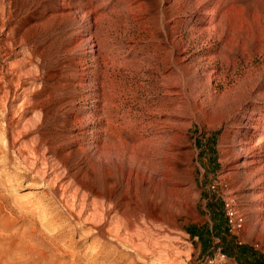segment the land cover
Instances as JSON below:
<instances>
[{"label": "rangeland", "instance_id": "374dc122", "mask_svg": "<svg viewBox=\"0 0 264 264\" xmlns=\"http://www.w3.org/2000/svg\"><path fill=\"white\" fill-rule=\"evenodd\" d=\"M5 1L2 8L10 15L3 22L8 20L13 34L6 27L0 30V98L3 97L4 104L0 123L16 120V131L25 122L22 114L18 116L25 108L21 107L23 90L28 89L33 94L41 90V85L39 81L31 84L32 79L26 76L23 78L28 87L20 84L14 87L15 83L11 85L8 81L11 75L7 73V63L22 57V50L14 48L16 44L11 47L12 44L23 37L26 43L28 41L29 48L46 54L54 49L56 51L60 41L69 39L72 31L62 29L63 35L56 29L58 20L54 17L50 0H43L47 11L24 25V4L36 0ZM179 1L176 2L180 5L179 9L175 10L174 6L171 11L164 10L163 15L160 13L161 16L151 15L146 27L138 24L133 14H124L120 19L121 26L108 33V40L105 38L104 43L94 46V53L89 54L92 55L90 64L101 65L102 70L111 71V74L118 73L117 78L122 83L115 112L119 117L128 116L129 125L122 128V121H118L111 139H126L129 144L136 145L142 137L146 138L148 125L159 120L156 126L158 134L162 127L176 144L175 188L170 195L175 208L165 205L160 218L150 223L148 220L141 221L143 206L139 211L134 203L124 205L122 198L117 203L122 210L137 213L129 216L131 219L128 217V221L131 220L128 227L131 228V222L132 228L135 225L147 229L152 227L160 233L157 236L160 240L183 244L182 248L188 245L190 252L186 264H252L255 256L264 255V0H195L197 2L189 9L183 7L185 0ZM95 5L92 2L86 10L92 11ZM208 9L215 12L212 22H206V29L190 23L195 16L203 15ZM167 21L170 24L162 25ZM210 23L215 24L216 30L207 36L205 31L211 27ZM35 25L37 30L28 29ZM163 36L167 43L161 42ZM62 57L57 58V64L67 61V57ZM33 62L37 63V59ZM35 78H39L38 73ZM78 96L76 101L81 99ZM93 115L96 117L97 114ZM41 120L42 115L36 126L50 142L51 156L47 151H40L35 156L36 164H33L37 169L31 175L15 171V168L8 169L10 172L5 177V173H0V259L15 258L28 246L47 243V239L59 234L58 229L64 227L67 221L63 206L77 214L81 221L92 209L91 197H85L84 204L78 207L83 197L78 190L74 198L75 207L70 209L65 204V196H70L76 187L54 157H67V146L56 136L60 133L59 127L53 121L48 123L50 127L41 126ZM92 123L89 127L95 130L97 122ZM36 126L30 130L34 131ZM93 145L99 147L103 141H93ZM159 145L164 150L167 143ZM17 148H21L19 144ZM111 151L114 153L112 148ZM0 152V164L6 165L5 142L1 135ZM26 163L27 168L30 162ZM40 167L43 169L41 174ZM159 167L163 171L164 165ZM12 172L19 176H14ZM90 175L87 181L95 182L97 186L104 185L101 168L92 169ZM54 177H59L55 183L52 182ZM46 181L53 187L58 185V189L61 185L59 199L62 206L57 205L48 194ZM136 186H132L127 194L133 199L140 197ZM162 190L161 186L163 197ZM111 208L105 204L106 212ZM113 215L114 212H111L110 218ZM91 241L89 239L87 243Z\"/></svg>", "mask_w": 264, "mask_h": 264}, {"label": "bare ground", "instance_id": "6f19581e", "mask_svg": "<svg viewBox=\"0 0 264 264\" xmlns=\"http://www.w3.org/2000/svg\"><path fill=\"white\" fill-rule=\"evenodd\" d=\"M0 1V30H2L3 27L9 28L8 20L6 23L3 22V20L9 16L10 13L8 15V13L4 11L5 9L3 10L2 8L4 0ZM50 1L52 4L51 6L54 8V17L58 20L56 29L60 30V33L63 32L62 29L72 31L71 37L69 39H62L56 51H54L55 49L50 53L47 51L48 53L46 54L34 50L33 47L29 48L27 45L28 41L26 43V40L22 39L23 37L16 43L13 42L14 44H12L11 47H14L16 44L14 48L22 50L21 54L19 53L22 57L19 60L7 63L6 70L7 73L11 75L8 81L11 85L15 83L14 87H17L19 84L28 87L29 84L23 78L26 76L32 79L31 84L33 85L36 81H39L41 90L35 91L33 94H30L31 92H29L30 90L28 91V89L23 90L24 102L21 107L25 108L18 116L22 114L21 116L25 122L16 131L15 126L17 122H14L16 120L13 122L10 121L9 123L6 121L0 123L3 124L0 126V135L3 137L6 149V165H2L3 163L0 164V173H5V177L6 174L8 175L10 172L8 169L15 168V171L19 170L22 171L23 174L31 175L37 169V166L34 167L36 164L35 156L41 153L40 151L42 150L47 151L48 155L51 154L50 142L48 141V143L47 140H45V136L38 130L40 129L39 126H36L42 115L40 125L47 126L48 123L53 121L56 127H59L58 130H60V133L56 136H59L63 144L65 143L67 146L65 152L67 154L65 156L67 157L63 159L56 156L54 157V160L66 170L68 179H70L72 184L76 187L70 196H65V198H67V200L65 199V204L67 207H70V209L71 207H75L74 198L78 190L83 194L78 207L84 204L85 197H91L93 199L91 202L92 209L86 219L81 221L77 214H74L71 210L63 206V211L65 212L64 217L65 219L67 218V221L64 227L58 229L59 234L57 233L55 237H51L52 239H47V243L39 242L28 246L26 251H23L24 253H19L15 258L0 259V264H186L190 252L188 245L186 246L185 244V247L182 248L183 244L179 245L178 243H173L168 240H160V237H157L160 233L151 229L152 227L147 229L135 225L132 228V222L130 224L131 228L128 227L129 221H131H128L130 218L129 216L133 214V216H135L136 212L133 213V210L130 212L122 210L117 203V201L122 198V200L125 201L124 205L127 206L129 203H134L136 209L139 208V211L143 206L144 211L140 214L142 218L141 221L144 220L146 222V220H148L150 223H154L160 218L162 208L165 205L172 209L175 208L174 202H172L170 197L174 190L173 188H175L173 176L177 166L174 160L176 153L175 141L172 142L169 134L166 132L164 133L162 127V131L158 134L156 126L157 123L159 124V120L148 125V130H145L147 131L145 135L146 138L142 137L136 145L129 144L125 141L126 139H118L117 141L112 140L111 134L114 132L113 129L117 127L116 123H118V121H122V128L129 125L128 119L130 118L127 119L128 116L119 117L115 112L117 108L116 102L119 99L118 95L122 83L118 79L119 77L117 78L118 73L115 72L116 74H111V71L102 70L103 66L101 67V65L97 64L92 65L89 61L92 57V55L89 54L94 53V46H99L101 43H104L106 39L108 40V33L115 29V27L121 26L120 19L124 14L128 12L133 14L134 20L138 24L145 25L146 27L147 21H150L148 19L151 15H159L164 10H170L174 6H176L175 10L179 9L180 5H176V2L179 0ZM92 2L96 4L93 6V10H86ZM185 2L183 7L189 9L195 4L194 2L197 1L185 0ZM25 4L24 6L26 9L22 12V25L31 22L36 16L47 11V5L43 0L29 1V3L27 1ZM214 12L215 10L208 9L203 15L195 16L190 23L199 24V26L201 25L206 29L207 23L213 20L212 16ZM177 13L176 11V14ZM45 17L47 18V16ZM165 17H167V15ZM128 21L127 24L129 23ZM169 21L162 23V25L170 24L168 23ZM204 21L207 23L202 25L201 23ZM122 24H124L123 21ZM132 24L134 25V23ZM29 25L30 24H28V26ZM214 25V23H210L209 26L211 27L205 31L207 36L216 30ZM129 27L131 26L129 25ZM189 27L191 28V26ZM36 28L37 26L35 25L28 29H32L33 31ZM165 28L169 29V27H164V29ZM52 30H54V28ZM169 30H171V28ZM8 31L10 33L11 29ZM118 32L119 31H117V33ZM157 32L159 33V31ZM165 36L162 37L161 42L167 43L168 40L166 41ZM10 39L13 40L14 37ZM85 47L86 49L82 51ZM13 50L14 49L11 51ZM61 56L67 57V61L63 62L61 60L62 63L60 62L57 64L58 62L56 60ZM34 59H37V63L33 62ZM37 73L39 74V78H35V74ZM1 90L2 88L0 92ZM77 92H80L79 94L81 97L78 96L79 94H77ZM76 95L81 98V102L79 100L76 101ZM2 98H0V112L4 110ZM21 107L16 108V112ZM155 111L159 112L157 109ZM94 113L97 114L96 117L93 115ZM166 120L170 121L169 119ZM18 122L21 124L19 120ZM92 122H97L95 130L89 127L90 124H93ZM35 126V130L31 131L30 128ZM46 134H48V132H46ZM56 136L55 138H57ZM97 140H102L103 145L99 147L96 145L94 146L93 141L95 142ZM165 142L167 145H165L166 147L163 150L159 144ZM18 144L21 148L15 149ZM2 148L4 147L2 146ZM111 148L114 150L113 152L115 154L112 153ZM23 154L25 157L22 156ZM26 162H30L27 168L25 167L26 165H24ZM160 164L164 165L163 171L159 169ZM96 167L101 168L103 171L102 176H104V185L102 186H97L95 182L93 183L92 181L86 180L88 176H91L92 169ZM39 171L40 174L43 172L42 167H40ZM13 175L19 176L15 173ZM58 178L59 177H54L52 182L55 183ZM134 185H137L135 189H137L140 194V197H137V199H133V197L127 195L130 193V188ZM56 186L58 185L53 187L48 183L46 188L50 197L55 200L54 202L62 206V200L59 199V189L61 185L59 189L56 188ZM161 186L164 190L163 197L161 196L162 194H160ZM32 196L33 195L30 197L32 198ZM105 204L112 206L107 212L104 209ZM111 212H114V215L110 218L109 215ZM89 239L93 241L87 243Z\"/></svg>", "mask_w": 264, "mask_h": 264}, {"label": "trees", "instance_id": "16d2710c", "mask_svg": "<svg viewBox=\"0 0 264 264\" xmlns=\"http://www.w3.org/2000/svg\"><path fill=\"white\" fill-rule=\"evenodd\" d=\"M252 264H264V255H257L255 256Z\"/></svg>", "mask_w": 264, "mask_h": 264}, {"label": "built area", "instance_id": "2783aa9c", "mask_svg": "<svg viewBox=\"0 0 264 264\" xmlns=\"http://www.w3.org/2000/svg\"><path fill=\"white\" fill-rule=\"evenodd\" d=\"M230 216H232V212H230ZM240 222V221H239ZM238 222V227H240V223Z\"/></svg>", "mask_w": 264, "mask_h": 264}]
</instances>
